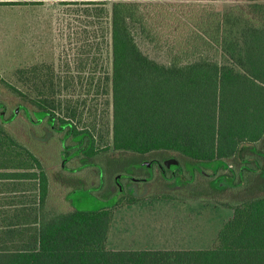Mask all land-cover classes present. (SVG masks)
<instances>
[{"label": "trees", "instance_id": "16d2710c", "mask_svg": "<svg viewBox=\"0 0 264 264\" xmlns=\"http://www.w3.org/2000/svg\"><path fill=\"white\" fill-rule=\"evenodd\" d=\"M67 4L93 17L94 35L111 49L112 69L102 81L109 97H98L101 77L97 96H63L69 79L54 64L40 63L5 81L21 103L63 113L61 120L84 138V152L102 161L175 155L202 166L221 161L229 172L257 168L255 158L264 165V0H228L222 7L218 0ZM24 135L0 118V179H34L43 198L50 182L46 155ZM172 191L160 196L175 198ZM123 203L48 220L39 207L38 220H0V264H264V192L227 202L233 215L206 249L108 248Z\"/></svg>", "mask_w": 264, "mask_h": 264}, {"label": "rangeland", "instance_id": "374dc122", "mask_svg": "<svg viewBox=\"0 0 264 264\" xmlns=\"http://www.w3.org/2000/svg\"><path fill=\"white\" fill-rule=\"evenodd\" d=\"M97 1H105L109 8L113 3V0ZM227 1L218 0V3L222 7ZM53 4L47 2L44 8L36 7L29 12L27 7L0 3V80L13 83L18 68L51 63L64 80L70 81L69 86L61 88L63 96H97L101 77L98 97L108 98L102 81L105 83L103 78L112 69L111 49L106 40L103 42L101 37L94 35L99 24L90 23L93 17L81 11L77 15H64L63 6L61 15L55 16ZM77 7L81 8L68 4L67 10ZM88 50L90 53L86 55ZM83 60L87 61L85 68ZM92 79L94 86L90 84ZM18 100L8 87L0 86V108L7 104L13 111ZM21 121L6 122V125L9 129H19L22 135L25 133L24 138H30L33 146L44 150L49 166L58 165L61 145L52 139L46 128L31 127V130ZM48 140L54 142L37 143ZM92 159L97 161L100 171L97 186L93 181V189L77 188L70 195L80 210L110 207L124 199L125 203L115 209L107 242L108 248L115 250L211 248L219 230L233 215V208L227 202L264 192V165L261 159L257 162V158L254 159L257 168H231V172L221 167L227 165L221 161L202 166L182 161L175 155H151L138 160L127 157L122 161L116 158L102 161L95 155ZM246 164V168H250L248 162ZM247 175L252 176L250 183L246 182ZM81 184L89 186L90 182L83 179L76 183L77 186ZM58 187V194H63ZM167 191L174 192L176 197L160 196ZM129 198L136 200L127 203Z\"/></svg>", "mask_w": 264, "mask_h": 264}, {"label": "crops", "instance_id": "0c3cea01", "mask_svg": "<svg viewBox=\"0 0 264 264\" xmlns=\"http://www.w3.org/2000/svg\"><path fill=\"white\" fill-rule=\"evenodd\" d=\"M2 1V0H0ZM11 6L28 8V11L36 10V7L44 8L47 2L55 3L54 15H61V8L64 15H77V10H67V2L81 1V0H9ZM69 12V13H68ZM45 144V142H43ZM47 155V154H45ZM46 157V156H45ZM60 162V159H59ZM60 165V164H59ZM71 166L73 163L70 164ZM44 168L49 175V187L47 193L43 198H40L39 189L34 185V179H0V220H38L37 210L42 207L43 216L45 220L51 218L54 213L69 212L78 209L71 198V192L80 187L76 185L78 181L84 178L91 184H97L98 174L93 172V168L80 169L81 171L69 173L66 170L61 172L55 169L52 172L48 168V161H45ZM77 168V167H76ZM80 168V167H79ZM76 171V169L72 170ZM70 174V181L61 180ZM15 182V183H13ZM67 183L68 185H66ZM58 185L63 194L59 195Z\"/></svg>", "mask_w": 264, "mask_h": 264}, {"label": "flooded vegetation", "instance_id": "af4514ba", "mask_svg": "<svg viewBox=\"0 0 264 264\" xmlns=\"http://www.w3.org/2000/svg\"><path fill=\"white\" fill-rule=\"evenodd\" d=\"M5 81L6 80L1 79L0 86L1 85L6 86ZM15 105H17V107L12 106L13 111L12 109L10 110L7 104H5V107L0 108V113L2 112L4 113L3 114L4 116L0 115V118L5 123L6 122L13 123L22 120L21 122H25L28 128L32 127L33 129L36 130H39L40 128H46L49 131V135L53 136L52 139L55 140L57 144L61 145V147H59L61 152L58 153V158L60 159L59 162L60 165L59 164L52 166L48 165L49 170L53 172L54 168L59 169L62 175L63 170H66L69 173H74V172L79 173V171H81L80 169H86L92 166L93 172L95 173L97 172L98 180H99L100 173H99L98 163L97 161L94 162L92 157L88 156L84 152L85 151V147L83 146L84 138H82V135H74V132L72 130L73 126L72 124H70V122L65 120L62 121L61 116H59V114L55 115L50 111L41 110L33 105H24L23 103L20 102V100H18V102ZM52 142L54 141L48 140L46 141L45 145ZM71 163H73L72 166L70 165ZM74 169H76V171H72ZM70 179L71 178L69 174L66 177H64L61 180V182H64V180L65 182L66 180L70 181ZM84 180L86 179L84 178ZM65 184L68 185L67 183ZM92 185L93 184L90 183L89 186L82 185L79 188L90 187L91 190L93 189ZM95 185L97 186V184Z\"/></svg>", "mask_w": 264, "mask_h": 264}, {"label": "water", "instance_id": "95a60500", "mask_svg": "<svg viewBox=\"0 0 264 264\" xmlns=\"http://www.w3.org/2000/svg\"><path fill=\"white\" fill-rule=\"evenodd\" d=\"M171 160H173V159H171ZM166 162H167V164H168V160H166ZM173 162H177V160H174Z\"/></svg>", "mask_w": 264, "mask_h": 264}]
</instances>
